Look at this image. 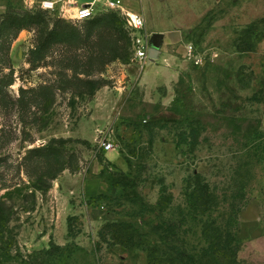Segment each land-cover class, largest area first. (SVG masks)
I'll return each instance as SVG.
<instances>
[{
    "label": "rangeland",
    "instance_id": "obj_1",
    "mask_svg": "<svg viewBox=\"0 0 264 264\" xmlns=\"http://www.w3.org/2000/svg\"><path fill=\"white\" fill-rule=\"evenodd\" d=\"M41 2L0 0V264H264V0ZM135 14L182 36L170 98L139 82L168 71L136 60Z\"/></svg>",
    "mask_w": 264,
    "mask_h": 264
},
{
    "label": "built area",
    "instance_id": "obj_2",
    "mask_svg": "<svg viewBox=\"0 0 264 264\" xmlns=\"http://www.w3.org/2000/svg\"><path fill=\"white\" fill-rule=\"evenodd\" d=\"M64 3L69 9H75V13L69 14L65 11V7L62 8V14L64 16L78 21L84 22L89 21L95 18L96 16V6L99 3L112 8V9H120L123 6L122 0H94L92 3L78 6L74 4L70 0H42L40 3V8L47 12H54L58 9V5ZM131 23L133 25L134 31L132 33V42L133 49L135 52V58L141 64H147L150 58V50L152 37L149 33L146 32V21L143 15L135 14L131 18ZM185 59L194 64L197 67H202L206 62L207 58H205L202 54H200L196 47L193 44H188L186 47ZM101 149L105 152H110L115 149L113 142L109 139H101L99 142Z\"/></svg>",
    "mask_w": 264,
    "mask_h": 264
},
{
    "label": "crops",
    "instance_id": "obj_3",
    "mask_svg": "<svg viewBox=\"0 0 264 264\" xmlns=\"http://www.w3.org/2000/svg\"><path fill=\"white\" fill-rule=\"evenodd\" d=\"M55 1H59V0H55ZM70 1L73 2L74 4H77L78 6H83V5H87V4L92 3L94 0H92V1L86 0L85 3L82 5H80L77 0H70ZM163 33H164V39L161 42V47H160L157 59L156 60H150V62H148L147 64L144 65L143 70H145V68L148 64L155 63L156 61H158V59H160V57L162 56V53H163L165 55V59H164V63L166 65L165 69H166V72L168 71L166 74L167 75V81L154 83V85H150L148 83L154 77L153 78L146 77L147 73L144 71L143 74H141V78H140L141 81L139 80V82L144 86L146 91H150L149 89H151V91L155 90L156 93L161 87H165L167 89V94L170 98L173 87H174L176 81L180 78L182 72L179 70L180 64H179L178 58L169 52L168 47L178 44L182 40V36L180 34H178L179 32H176V31H175V33H165V32H163ZM158 68H160V67H158ZM155 72H156V74H159L158 70H152L153 74ZM121 165H124V164H121ZM121 165H119L118 167H120L122 169Z\"/></svg>",
    "mask_w": 264,
    "mask_h": 264
},
{
    "label": "trees",
    "instance_id": "obj_4",
    "mask_svg": "<svg viewBox=\"0 0 264 264\" xmlns=\"http://www.w3.org/2000/svg\"><path fill=\"white\" fill-rule=\"evenodd\" d=\"M197 178H198V176H197ZM201 192V191H200ZM198 193H199V191L197 190V188H195L194 190H193V192H192V197H191V200L193 201V199H194V201H193V203H192V201L190 202V204H191V208L193 209V210H196V211H202L201 213L202 214H204V213H206L208 210L207 209H209L208 207H209V202H205V201H202V199H199L198 198ZM207 194V193H206ZM208 195V194H207ZM232 219V218H231ZM228 220L227 222H226V226H228V227H230L231 226V223H232V221L233 220ZM225 220V219H224ZM213 222L211 223V222H209V223H205L204 224V228H205V234H206V236H207V238H209V234L208 233H210L211 232V229L213 228ZM124 228H127L128 230H133V227H132V225L131 224H125V223H113V224H110L108 227H106V229L104 230L105 232L106 231H108L109 233H113V235H114V238L115 237H118V234H122L123 233V229ZM115 229H118V230H115ZM115 230V231H114ZM135 231V230H134ZM214 232L216 233V237H217V235H219V234H221L220 233V231L219 230H214ZM116 234V235H115ZM101 235H104V232H101ZM135 235H138V233H137V231H135ZM135 235H133V236H131V238H133V237H135ZM218 237H220V236H218ZM217 237V238H218ZM119 238V237H118ZM218 239H220V238H218ZM222 242H220V244H221ZM223 244V243H222ZM226 244H228V242H226ZM225 244V245H226ZM224 245V244H223ZM224 245V246H225ZM227 247H228V245H227ZM225 249H227V248H225ZM224 249V250H225ZM230 252V251H229Z\"/></svg>",
    "mask_w": 264,
    "mask_h": 264
},
{
    "label": "water",
    "instance_id": "obj_5",
    "mask_svg": "<svg viewBox=\"0 0 264 264\" xmlns=\"http://www.w3.org/2000/svg\"><path fill=\"white\" fill-rule=\"evenodd\" d=\"M163 40L162 34H155L151 43L150 58L156 60Z\"/></svg>",
    "mask_w": 264,
    "mask_h": 264
}]
</instances>
